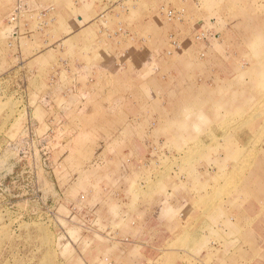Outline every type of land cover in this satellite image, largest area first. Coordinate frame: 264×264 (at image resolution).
<instances>
[{
    "label": "rangeland",
    "instance_id": "374dc122",
    "mask_svg": "<svg viewBox=\"0 0 264 264\" xmlns=\"http://www.w3.org/2000/svg\"><path fill=\"white\" fill-rule=\"evenodd\" d=\"M155 194L264 263V0H0V264H196L130 261Z\"/></svg>",
    "mask_w": 264,
    "mask_h": 264
},
{
    "label": "crops",
    "instance_id": "0c3cea01",
    "mask_svg": "<svg viewBox=\"0 0 264 264\" xmlns=\"http://www.w3.org/2000/svg\"><path fill=\"white\" fill-rule=\"evenodd\" d=\"M123 71L126 70L123 69ZM126 75H128V73ZM133 78L134 81H136V76ZM115 94L116 93H114V95ZM106 95L109 96V93ZM103 97L104 96H102V98ZM129 100H132L131 96L129 97ZM124 177H119L118 180L121 178V183L119 186L115 187V192L121 189L123 194L132 195V193L141 189V185L139 184V186L138 183L136 184L135 189L131 188V184L129 187L126 186L127 184L124 185L122 179ZM103 191L104 194L107 193V188H104ZM122 193H120V196L123 195ZM163 199V196L155 194L152 198L147 199V201L142 204L138 202L134 207H131V205L130 207L127 206L129 209L128 216L125 215V212L121 213L124 215V218H121L122 223L120 224L122 227L118 232L120 234L123 233L128 235L126 237L128 240L132 239V243L140 244L147 249V251H143L142 253H138L136 256L129 258L130 261L133 262L135 259L136 261H144L145 263L146 261L162 257L163 260L177 258L180 260H187V262L193 260L196 264H234L232 263L234 253L231 252L227 246L225 247L223 241L219 240L217 213L214 216H210L209 223L200 220L197 221L196 226L193 225V220L188 222V217L186 216L184 219H181L182 221H178V229L175 230V234H172L171 230H173L174 227L170 222L171 217L169 212L175 211L176 209L171 207V205L166 204ZM128 201L129 199L126 200V202ZM212 207L215 206L212 205ZM118 219L119 217L117 220ZM125 222H127V224ZM191 222L193 223L189 226ZM207 227H209V233L203 230V228ZM126 228L129 229V233L125 231ZM194 233L199 234L198 241H191L190 237ZM192 242L195 245H191L190 243ZM163 247H165L164 250H160ZM136 248L138 247H135L134 249ZM258 264L264 263L260 261Z\"/></svg>",
    "mask_w": 264,
    "mask_h": 264
}]
</instances>
